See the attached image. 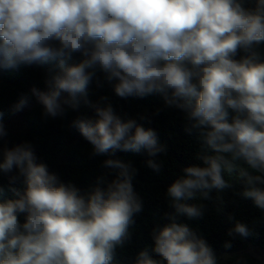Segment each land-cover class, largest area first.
Here are the masks:
<instances>
[{"label": "clouds", "instance_id": "1", "mask_svg": "<svg viewBox=\"0 0 264 264\" xmlns=\"http://www.w3.org/2000/svg\"><path fill=\"white\" fill-rule=\"evenodd\" d=\"M262 42L264 0H256L254 10L240 0H0V69L59 60L62 71L48 81L49 90H32L45 116H63L64 105L76 109L82 97L87 102L94 75L89 69L96 68L117 81L119 97L160 93L186 113L215 153L199 157L205 166L186 167L167 189L176 215L189 218L201 217L204 209L184 201L230 186L223 173H233L234 165L225 153L252 170H239L242 195L264 210V187L258 186L264 185V61L253 51ZM241 49L251 54L234 59ZM76 52L85 59L66 66ZM25 103L21 99L15 110ZM229 110L235 113L231 121ZM95 111L94 121L75 122L94 154L164 151L153 130L122 122L111 105ZM104 163L118 169L115 179L82 195L37 163L27 142L4 149L0 170L18 169L26 188L0 202V264H111L142 205L131 183L135 169L118 159ZM148 166L159 170L154 160ZM19 214H25L23 223ZM170 219L152 236L162 260L142 251L136 264H216L203 238ZM233 232L249 234L239 222Z\"/></svg>", "mask_w": 264, "mask_h": 264}, {"label": "trees", "instance_id": "2", "mask_svg": "<svg viewBox=\"0 0 264 264\" xmlns=\"http://www.w3.org/2000/svg\"><path fill=\"white\" fill-rule=\"evenodd\" d=\"M240 2L246 10H254L256 7V0ZM253 51L264 61V42L254 46ZM250 54L241 49L234 59L239 60ZM84 59L81 53H72L65 64L76 65ZM61 71L59 60L21 65L17 69H0V125L6 127L24 109L28 110L25 128L21 131H9L6 141L0 140V162L3 160L4 149L27 142L32 147L37 163L45 164L49 173L55 174L60 183L74 186L82 195L97 186L106 188L115 179L118 169L106 167L104 162L107 159H118L130 164L135 169L131 181L133 191L141 202L142 210L133 215L128 236L122 245L115 248L111 264H136L142 251H147L153 259L162 260L154 251L152 236L154 231L172 222L171 216L176 217V223L186 224L206 241L213 251L216 264H257L245 251L247 248L264 251V210L242 195L246 184L239 178V170L252 172L244 160H232L231 154L225 153L226 158L234 165L233 173H223L230 186L223 190H210L208 198L197 194L195 200L184 201L202 205L204 211L201 217L176 215L167 189L184 176L186 167H204L199 157L215 154L204 142L200 131L191 128L186 113L166 104L160 93L121 98L114 91L117 81H109L107 74L96 68L89 69L94 75L87 86V102L82 97L78 108L64 105L63 116L47 117L43 106L35 104L37 99L32 90L43 91L48 79ZM21 99L26 103L17 111L15 106ZM108 105H111L114 114L122 122L135 120L146 130H153L158 146L163 147L164 151L156 156H149L144 149L139 152L109 150L104 154H94L93 146L82 136L75 122L81 119L94 121L97 119L96 107ZM234 115L229 110V121ZM149 160H154L159 165L158 171L148 166ZM11 177H16L15 181ZM101 180L103 183H100ZM25 188L24 177L19 174L18 169L14 167L7 173L0 170V189H3L0 192V202L16 199L13 189L23 192ZM18 219L23 223L25 214H19ZM237 222L247 227V236L235 232L229 235ZM219 255L227 257L217 259ZM162 264L166 262L162 261Z\"/></svg>", "mask_w": 264, "mask_h": 264}, {"label": "rangeland", "instance_id": "3", "mask_svg": "<svg viewBox=\"0 0 264 264\" xmlns=\"http://www.w3.org/2000/svg\"><path fill=\"white\" fill-rule=\"evenodd\" d=\"M50 79H48V81ZM48 81H47V85H46L45 89L43 90L45 92L49 90ZM61 96H62V98L67 97V95H65V94H61ZM35 104L42 106L38 102V100ZM27 111H28L27 109H24L19 115L14 117L6 127H3L4 135L0 136V140L2 142L6 141L7 132H9V131H21L25 128ZM245 253H248L251 257H253L257 264H264V251H259V250L253 249V248H247ZM226 257L227 256L219 255V256H217V259H224Z\"/></svg>", "mask_w": 264, "mask_h": 264}]
</instances>
